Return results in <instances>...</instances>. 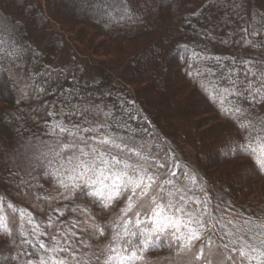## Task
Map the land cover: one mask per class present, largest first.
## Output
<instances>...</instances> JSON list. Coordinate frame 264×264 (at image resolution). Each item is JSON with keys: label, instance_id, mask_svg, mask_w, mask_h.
<instances>
[{"label": "trees", "instance_id": "obj_1", "mask_svg": "<svg viewBox=\"0 0 264 264\" xmlns=\"http://www.w3.org/2000/svg\"><path fill=\"white\" fill-rule=\"evenodd\" d=\"M44 6L0 0V264H120L108 224L125 203L103 208L66 163L93 148L142 165L161 203L205 224L202 253L161 236L135 264H264V0Z\"/></svg>", "mask_w": 264, "mask_h": 264}, {"label": "snow or ice", "instance_id": "obj_2", "mask_svg": "<svg viewBox=\"0 0 264 264\" xmlns=\"http://www.w3.org/2000/svg\"><path fill=\"white\" fill-rule=\"evenodd\" d=\"M59 131L66 132L67 129L60 128ZM102 142L109 143L108 140ZM64 147L74 150L76 145L68 144ZM116 147L119 146L116 145ZM66 163L71 166L70 171L76 180L81 177L89 178L85 183H91L95 190L89 192L88 195L99 201L103 208L111 209L114 202L125 203V207L120 209L115 222H109L108 224L114 230L123 228L122 234L116 231L115 235L112 236L113 241H123L125 255L118 254L120 264H135L136 261H143V253L149 248L157 246L161 236L168 240L166 246L169 248H176L180 252L200 248L202 253L203 241L207 239V236L200 229H204L205 224L195 216V213L185 212L183 208L176 207L171 202L161 203L160 201L164 199L163 185H157L156 177L152 175H148L147 181H145L140 172H147L148 170L143 168L142 165L128 163V161L118 158L116 155H111V153L98 152L95 148L91 149L90 153L81 149L79 156H69ZM258 163L264 168V160H258ZM159 167L163 168L164 166L159 165ZM173 175L175 174L173 173ZM60 183L70 193L73 187H78V185L69 186L64 184L63 181ZM169 183L171 182L169 181ZM61 196L65 200L70 199V196H63V193H61ZM173 208H175V213L181 215L174 214L170 216L166 214ZM129 225H132V228H129ZM49 226H51V223ZM93 228H98L100 233H103V228L99 225H94ZM133 228L135 230H132ZM42 235H47V233H42ZM153 236H155V240L152 239ZM51 239L53 242L56 240L54 236ZM27 242L26 240L22 241V243ZM68 242L65 241V243ZM39 248L46 251L53 250L48 248L42 241ZM33 249L35 252V245H33ZM224 249H226V246L217 250L215 255L219 257ZM56 250L66 252L68 249L58 248ZM232 251H236V249L234 248ZM239 254L242 257L247 255L243 251ZM109 259L111 260L113 257H109ZM194 259L199 260L201 256H196ZM226 259L228 261L234 260L231 256ZM40 264H47V262L41 258ZM52 264H66V261L52 258ZM207 264H211V261H208Z\"/></svg>", "mask_w": 264, "mask_h": 264}, {"label": "rangeland", "instance_id": "obj_3", "mask_svg": "<svg viewBox=\"0 0 264 264\" xmlns=\"http://www.w3.org/2000/svg\"><path fill=\"white\" fill-rule=\"evenodd\" d=\"M27 3L28 4H36L37 6H41L43 9H44V11H45V13H46V15L48 14V9H46V7L44 6V0H27ZM65 6H67L66 5V2L65 3H62V5H61V7H62V9L64 10V7ZM65 11V10H64ZM49 17H51L50 15H49ZM145 17H146V15H145ZM23 20L25 21V22H28V19L27 18H23ZM48 36V35H47ZM72 48H71V45L69 44V43H67L66 45H65V48H64V50L63 51H60L58 54H57V58H56V61H58V62H66V61H68L69 60V55H68V52L71 50ZM76 56H79L78 55V53L77 52H75L74 53ZM59 60H61V61H59ZM61 62V63H62ZM157 67H158V65H157ZM157 69H156V67L154 68V70H153V73L155 74V76H156V74H157ZM10 81L12 82L13 80H12V77H10ZM199 114V113H198ZM207 122V121H206ZM205 124H207V123H205V122H203L202 124H201V126H204ZM200 127V126H199ZM21 129H22V127H21ZM207 146V145H206ZM225 149H226V147H225ZM7 148H6V153H8L7 152ZM5 153V154H6ZM203 156V155H202ZM230 169V168H229Z\"/></svg>", "mask_w": 264, "mask_h": 264}]
</instances>
